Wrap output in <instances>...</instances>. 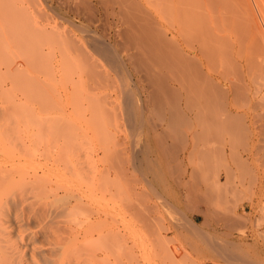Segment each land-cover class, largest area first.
Listing matches in <instances>:
<instances>
[{"label":"rangeland","instance_id":"rangeland-1","mask_svg":"<svg viewBox=\"0 0 264 264\" xmlns=\"http://www.w3.org/2000/svg\"><path fill=\"white\" fill-rule=\"evenodd\" d=\"M11 1H14V0H0V4L3 5L2 7L0 5V7H1V9H0V52H1L0 53V63L3 60L5 62H6V60L8 61L7 64L5 63V65L2 64V63H4V61L0 64V72H1L0 74H2V75H0V77L2 76L0 78V81L2 80L1 82L5 83L3 85H1L2 83H0V117H2L3 119L4 118L8 119V121L10 122V120H13V119H10L13 117V116L11 117V115L16 116L17 112L19 111L20 113L18 112V116H19L18 118L24 116L25 120H27L26 121L27 123H29L28 120H30L29 124L31 126H32L31 121H33L34 125L36 123H38L37 125H39L40 124L39 122H41V120L44 119V120H42V122H44L43 123L44 126L42 123H41L42 125H39L42 128L40 133L41 134L43 133L42 132L43 127H44V133L42 134L43 136L40 134H37L38 138L41 139V141H42L41 143H39L40 141L37 140L38 138L35 139L36 137H34L33 140H37L38 143L36 141L35 142L32 141L34 143H25V144L23 143L22 144L21 143L22 141H20L21 139L19 140V138H17L18 136L20 137L21 135L24 136V134H22V133H24V131H23L24 128H22L23 127L22 122L20 123V121L18 119V121L16 122L18 124H15L18 126V127L16 126L17 129H15L16 132L18 131L17 132L18 136H17V133L14 130H12V128H9V129H11L13 133L9 131L8 127L6 129L5 126L6 125L9 126V123H7L8 121L6 120L7 122L4 125L5 134L7 133L9 135L8 136H7V134L1 135L2 136L1 140L2 141L5 140V138H4V135H5V137L6 136L8 137V138L6 137L8 142L4 141L3 144L0 142V147H1L0 148V160H1L0 164L3 165L4 167L6 166L5 167L6 169H9V167H10V169H12V170H13V168L18 170V172L16 170H13V171L11 170L12 171V173H11L12 178L14 177L13 178L14 180L11 179V182L7 183L8 187L5 186V192H4L5 193V199L4 200H6V201H7V199L9 200L8 201V207L13 211L18 212L19 214H23V216H24V213H26V214L29 213V209H30V212H31V210L37 211V212L38 211L39 212H47V213L52 212V213L48 214L49 218H51V215L52 216L54 215L51 218L52 220L54 219V221H55L56 218H57V220H61L63 218L62 221L68 222V223L62 222L63 224L62 223L59 224V221H57V220L55 221L56 222L55 223L54 221L48 219L47 221H44L42 224H38V225L39 226L43 225L45 227H46V225H48L50 227V226H55L58 223L57 225H60V226H61V224H62V226L65 225L64 227L66 229L70 230V228H71L70 231H67L64 228V230L67 231V233L72 231L71 233L67 234L65 232V234H63L66 237H68L67 242L64 239H63L64 242H62L63 241L62 238L65 236H63L62 238L60 237V239H61L60 243L62 242L61 244L63 246H65V249H66L65 253L67 254L68 252L70 253V251H71L70 254L68 253V256L70 255V258L68 256L66 258L71 264H264V240H263L264 239L263 238L264 237V234H263V232H264V221H263L264 220V213L263 212L264 211L263 212L260 211V210H264L263 209L264 208V193L260 194L257 192V190L260 188L264 189V184H263L264 183V170H263L264 169L263 168L264 167V159H263L264 158V134H263V137H262V140L260 143L261 145L260 144L258 145L259 146L258 147L259 152L257 150L258 148L256 149L258 154L256 153V151H254V153L256 154V157H254V161L247 164L251 168L248 167L246 164H244V162L242 160L240 162H237V161L235 162L236 164H238L237 165L238 170H236V168H234L235 165L232 166V164H231V167H232L231 171L237 173V174L236 173L232 174V177L235 175V177L238 178L239 180L242 178L241 181H239L236 178H234V180L231 178L232 184L230 185V187L226 186L228 184V182L226 183V179L224 176L225 172H223V171L225 170V168L223 169V167H224L223 162L220 163V164H222L223 167L219 164V166L222 167V168L221 167L219 168L220 171L214 170L216 173H217V171H219L218 174L220 175L219 179H220L221 186L224 184L223 187H221L223 189L220 188V191L223 194L221 192H220L221 193L220 194L219 191H218L219 194L216 192V194H217V199H216L215 193H212V190L216 191V189H214L215 187L213 188V185L215 183L213 181V179H214L213 174H215V173H212L213 169L211 168V165H210L211 163L208 162L209 160L207 159V157L204 160L198 159V157L195 155L194 149L192 148V144L188 143V142H190V138L192 136V130H193L192 121L189 120L188 122H185V123L182 122L181 123V121L179 120V122L181 124L178 122L179 123V124L177 123L179 125L178 126L176 124V122L178 120L177 121L174 120L175 122L171 123V124H176L177 126L174 127L172 125L174 128H171V127L169 128L168 122L170 123V120L167 117H168V114L170 115V113L168 112L169 111L168 109L170 108V106L166 105L167 103H164L166 105V107L163 104H161V106L159 105V107L158 106L156 107L153 104L149 103L150 105L148 107V111L150 113L148 111L146 112V115H147L146 119L148 121L147 126L151 130V132H153L152 129L156 127L155 129H157L161 135V140L163 139L164 141H166L169 144L174 143L173 144L174 147H173V151H172L173 153H172V157L170 156V157L164 158L162 160H159V159L156 160L155 155H154V150L158 147L159 143L157 144L156 142L152 141L151 145H150V152H149L148 156L144 157V159L141 157V160L138 163V165H140V167L144 170L143 176L140 173H136L135 171H132L133 168H132V161L130 159L131 158L130 152L128 150H124V148L126 149V146H127V149L128 148L130 149V147H129L130 146V143H129V141H130V139H129L130 128L126 124L125 116L123 115V113H125L124 112L125 111L124 105L126 102L124 98H126V100H127L130 96L129 93H131V96H133V97L138 96V98L140 100H143V102H146L149 99L146 96V94L148 91H151V88L147 85V81L145 80L144 67H145V64H146V66H148V64L157 66V65H159L158 64L159 61L157 59V56L154 55L152 52L153 48H152V50L150 49L154 45L155 41L151 42V44H153V45L149 47L150 44H148V41L146 43V41L144 40L145 37L142 40L141 39H135V40L130 41L128 36L132 37V35H133L132 29H133V26L136 22L135 18L141 19L143 14L145 16V14L149 13L148 10H154V9H149L150 7H148V5H147L149 2L147 0H136V2H138V7L133 8V7H130V5H129L131 0H129V2H128V0L126 1L129 4L126 2L124 3L123 0H37V3H36V0L35 1H33V0H15L14 1L15 3L14 2L11 3ZM16 1H18V2H16ZM152 1H155L153 3L154 5L156 4V1H159L160 4L159 3H157V4H159V6H161L160 0H151L150 2H152ZM21 2H23V3L20 4ZM28 3H31L32 6H29L30 4H28ZM37 4H39V5H37ZM151 4H149V6ZM14 5L16 6V8H14ZM21 6L26 8L27 11H29L32 14V17L35 18L34 21H38L39 23H45V21H46L47 23L49 22L50 25H55L58 22V25H60V26L63 25L62 26L63 28H69L70 27L68 25V22H66L64 20H60L56 15H53V13L55 14L57 12H60V10H62V12H60V13L66 14L64 16L67 19L74 18L77 16L76 21L78 22V24L82 23L83 25L90 27L92 30H95L100 36H102V37L104 36L103 38H105L106 40L110 41L113 44V49L115 50V55L119 56L120 57L119 59L123 60L126 67L132 73V77H131L132 79L131 80L133 82H137V80L140 78L139 80L141 82H138L139 84L137 83V85H140V86H138V89L135 86H133V82L131 80H129V78L127 77V74H125V76H126L125 79L127 81V84L122 85L119 77L117 76L118 74L116 75L113 71H110V70H109L110 74L112 75L110 78L113 80V82H111L112 81L111 79H110L111 81L110 80L107 81L106 79L101 81L100 80L101 77L98 76L99 77L98 78V77H96V75L93 76L95 73L92 75L93 72L92 73L89 72L90 69H88V68L84 69L83 63L78 64L77 61L79 62L80 60L77 57H75L71 51H68V50H67V52L64 51L65 50L64 45L63 44L58 45V43L54 39H53L54 41L51 39L52 37H50V35L48 36V35L42 34V36L39 35L35 39L33 37L30 38L29 36H31V34H32V36L35 37V35H33V29H31L32 23H29V22H31V20H29V22H27V24H26L25 22H26V20L28 21L29 17H27L28 19L26 18V20H25V15H24L23 11H22V14L24 15V17L20 14L21 10H20V12L19 11L15 12ZM4 7H6V8H4ZM156 7H158V5H156ZM145 8H147V13H146ZM152 8H154V7H152ZM5 9H6V12L3 11ZM73 9H75V10H73ZM160 9H161V7H160ZM160 9H159V7L155 8L156 12L159 10L157 13L160 12ZM49 10L53 11V13ZM36 12L38 15L36 14ZM65 12H67V13H65ZM76 12L79 13V15H77ZM90 14H91V16H90ZM148 15H147V17H148ZM39 16L40 17L43 16L45 18H43V17L40 18ZM55 16H56V18H55ZM4 17H5V19H4ZM50 18L52 19V21L50 20ZM149 18L151 20L146 19V21H142L141 23H143V22H145V23L150 22L151 23L153 20H155L153 17H149ZM157 20H159V18H157ZM157 20H155V22H157ZM53 21H54V24H53ZM65 23H67V24H65ZM28 24L31 26V28L29 26H26ZM152 24H153V22H152ZM154 24H159V23L157 22ZM154 24H153V27H151V28L154 30V32H155V30H156V32H159L158 27L155 25L156 26V28H155ZM148 25H149V27L151 26V24H149V23H148ZM27 27H28V29L30 28L29 31L31 32V34H29L30 32L27 31ZM118 31L120 34L117 33ZM25 33H27L26 35L29 38H27L25 36ZM35 34H37V33H35ZM13 36H15V37H13ZM79 36L81 38L83 37L81 34L77 35L78 38H79ZM40 37L41 38L44 37V38L40 39ZM46 38H48V39H46ZM141 38H143V37H141ZM149 38L150 37H148V39L146 38V40H149V42L154 39L153 38L151 40V38L150 39ZM28 39H29V41H28ZM30 39H31V41H30ZM36 41L38 44L37 45L38 48H36V44H35ZM9 42L11 43L10 45H12L14 42H16V43H14L11 47L9 45ZM28 42H31L33 44L28 43ZM3 43H4V45H3ZM144 43H146L148 45H146ZM28 44H29V47H28ZM39 44H41V45H39ZM21 45L23 46L22 48L20 47ZM2 46H4V47H2ZM6 46H8V47H6ZM147 46L149 47V49L151 51L148 49ZM156 46H157V48L159 47L157 44H156ZM15 47H16V51H15ZM39 47L42 48V50ZM61 48L63 49V52H62L63 54L61 53V50H62ZM10 49L15 51L14 53L17 56V58L15 60L13 58L14 53ZM18 49H20V50H18ZM25 49H28V54H26ZM155 49H156V47H155ZM35 50H39V52L37 51L38 54L35 53L36 55H34ZM2 51L5 53V55H4V53H2ZM42 51L45 54L48 53L47 54L48 56L45 55ZM157 51H158V49H157ZM16 52H18V54ZM159 52H160V50H159ZM42 53H43V55H45V58H47V57L49 58V59L45 60V61H49V63L48 62H47V64H46V62L44 63V61H43L44 56L41 55ZM160 54L162 55V53H159V55H158L159 59L161 57ZM49 55H51V57ZM41 56H43V57H41ZM39 57L42 58V60L40 58L41 61L38 60ZM71 57L73 59H71ZM4 58H6V60ZM162 58H163V56H162ZM135 60H136V62H134ZM12 61H13V64H12ZM42 61H43L44 65L42 64ZM51 62H53L54 67L51 66ZM158 67H160V66H158ZM81 70L83 71V74H81V72H82ZM157 70H158V68H157ZM86 71L88 72V74ZM90 71H93V70H90ZM161 71L163 74L166 73V71L163 70L162 66H161ZM13 73H15V75L17 77L18 76L19 77L13 79V77L15 76ZM90 73H91V76H93L92 78L94 80L91 77H90L91 79H89ZM86 75L87 76L89 75V76L86 77ZM17 79H18V81L20 79L21 80L17 83ZM36 79L40 80V82L43 81V82H41L43 84H41L40 82L38 83V81H35ZM102 79H104V78H102ZM94 81L95 82L97 81L99 84L97 82L96 83L100 87H98L97 84L94 83ZM110 83H112L113 85ZM114 83H115V85H114ZM105 85H107V86H105ZM90 87L93 88V90ZM36 88L39 89L40 91L36 90ZM89 88H90V90H89ZM94 88L96 90H94ZM6 90H7V92H6ZM35 90L37 93L34 92ZM122 91L124 93H122ZM125 91H126V93H125ZM8 92L10 94H12L13 96L12 95L10 96V94ZM40 93H42V94H40ZM121 93L124 95L123 96L124 98L122 97ZM127 93L129 96H126ZM104 94H107V95L104 96ZM108 94H110V95H108ZM36 96H37V98H36ZM101 96H102V98L104 97V99H105V97H106V99H107V100L103 101V99L100 98L101 102L103 101L102 103L105 105L104 106L102 103H101L102 105L100 104L104 108L103 112H101L103 110V108L99 107L100 105L98 104V102H100L98 97H101ZM11 97H13V98H11ZM25 97H26V99H24ZM144 98H146V99H144ZM92 99H93V101H92ZM123 99L125 102L121 101ZM21 100H22V102L24 101L23 102L24 104L22 103L23 106H27V108H26L27 111H25L26 115L24 114V112L22 110V108H23L22 104H20V105L18 104L21 102ZM25 100H27V103L25 102ZM96 100H97V102H96ZM108 100L114 101L112 103V105H109V106L106 105ZM150 100H149V102H150ZM36 102L39 104L41 103L40 107L38 106L39 104L36 105ZM15 103L21 109L19 108L18 110H16L18 108V106H14ZM94 103L96 104V106L94 105ZM97 105H99V106L97 107ZM115 105H117L118 107ZM190 105H191V103H190ZM110 106H111V108H110ZM114 106H115V108H114ZM41 107H43V109ZM87 107L88 108L90 107V108L88 109ZM95 107H96V109H95ZM160 107H163V108L165 107L162 110L163 112H161ZM112 108L118 109L117 112H113ZM152 108L153 109L158 108L160 111L159 110L153 111ZM23 109H25V108H23ZM38 109H40V110H38ZM58 110H60V111H58ZM95 110H96V112H95ZM33 111L35 113H33ZM99 111H100V113H99ZM157 111H159V112H157ZM118 112H119V114H121L120 115L121 117L117 116L116 113H118ZM114 114H116V117L115 116L113 117ZM20 115H22V116H20ZM88 115L89 116L92 115V116L89 117ZM98 115H100V116H98ZM33 116H38L39 119L37 122L34 121ZM105 116H106V118H105ZM118 117L121 119H119ZM34 118H36L35 120H37V117H34ZM92 118L94 121L92 120ZM109 118H111V119H109ZM56 119H57V121H56ZM72 119H74V121ZM106 119L109 122L112 121L115 126L112 123L110 124ZM91 121H93V122H91ZM96 121L98 123L97 125L95 123ZM116 121H117V124H115ZM13 122H14V120H13ZM60 123L62 124V126L60 125ZM69 124H70V126H69ZM12 125H11V127H12ZM15 125H14L13 129L16 128ZM37 125H35V126H37ZM117 125H119L118 128H117ZM121 125H123V126H121ZM236 125H238V124H236ZM31 126H30L31 131H33L34 133H35V131H37V133H39L38 128L34 129L35 127L31 128ZM39 126H37V127H39ZM63 126H64V130L63 129L61 130V128H63ZM166 126H168V128ZM94 127H95V129H93ZM237 127L239 128V125L236 126L235 128H237ZM19 128H20V131L18 130ZM175 128H176V131H175ZM241 128H243V127L241 126L239 128L240 132L237 129L236 130L234 129L235 131H238V133L234 132V134H239V135H232L233 134L232 132L234 131L233 129H232L233 131L230 130V131H232V132H230L231 133L230 134L229 133L230 128H226V130L228 129V131H227L229 133L228 134V133H224V132H226L225 128L223 130H221L222 126L220 129L218 128L220 130L219 132H222V134L224 133L222 136H224L225 134L228 136L230 135L229 136V139H230V137L232 135L231 141L228 139V137L226 135H225V137H221V135H220L221 133H219L218 136L220 135L219 138L224 139V140L221 139V140H223V142L225 141L224 143H227L228 142L227 140H229L230 144L232 143L234 145L233 146L231 144L232 145V151L234 152V154H235V152H237V153H239L240 156L242 155V157L244 159L247 157L246 153H247L248 146H246V139H244L246 137H242L240 134V133H243V132H241ZM101 129L103 130V132L107 133L106 137L103 136L106 134L101 132L100 131ZM122 129L124 130V132ZM21 130L23 131L22 133H21ZM91 130H93V131H91ZM113 130H114V132H113ZM115 130H116V133H115ZM119 130H120V133H119ZM98 131L100 133H98ZM242 131H244V130L242 129ZM95 132H96V134H95ZM14 133H16V134H14ZM71 133H72V135H71ZM112 133H114V134L112 135ZM206 133L208 134L206 136L209 138L210 134L208 133V131ZM76 135L79 138H77ZM94 136L96 138H94ZM101 136L105 137L104 138L105 140H103V138ZM108 136L115 141H116V139H119V140H117V142H119V143L117 144V142H116L114 144V143L110 142L113 140L108 138ZM203 136H205V134ZM206 136L203 137V140H204V138H206L204 145L207 142H209V140H211V139H208ZM210 136H212V135H210ZM98 137H100V138H98ZM22 138H24V137H22ZM122 139L124 142L122 141ZM220 139H217V141ZM43 141H45L46 144L43 143ZM73 141H74V143L77 142L76 147L78 146V148H76V147H74V148H76L77 150L80 148L79 151L73 149V150H75V152H72L70 147L73 146V144H72ZM100 141H101V143L103 141L104 142L108 141L109 143L103 142L102 144L100 143V145H98V142H100ZM115 141H113V142H115ZM125 142H126V144H123ZM70 143L72 144V146ZM10 144H11V146L12 145H14V146L11 147ZM21 144H22V146H20ZM40 144H42V145H40ZM87 144H89V145H87ZM105 144H107L108 146L107 145L105 146ZM112 144H114V146L116 148ZM218 144H219V142H218ZM221 144H222V142L219 144V149H220V147H223V145H224V144H222V145ZM3 145H5V146H3ZM122 145H124L125 147H123ZM17 146H18V148H17ZM25 146L28 148H26ZM35 146L39 147L40 149L39 148L31 149L33 147L35 148ZM5 147H8V148L6 149ZM209 147H210L209 144L207 147L206 146L203 147L204 148L203 149V158L207 155L210 156L211 153L206 154V152L210 151V149L208 150ZM118 148H120V149H118ZM43 149H44V153L42 152ZM103 149L105 151H107V150H109V151L105 152ZM38 150H39V152H38ZM70 150H71V152H69ZM120 150H121V152L119 154H117ZM204 150H206V152H204ZM234 150H236V151H234ZM245 150H246V152H245ZM103 152L105 154H103ZM193 152H194V154H193ZM70 153H72V154H70ZM167 153H169V152H167ZM204 153H205V155H204ZM73 154H75V156ZM90 154H91V156H90ZM30 155L32 157H30ZM104 155H106V156L104 157ZM117 155H119V156H117ZM164 155H166V154L164 153ZM110 156L112 157L111 160H110V158H111ZM118 157L119 158L121 157L120 159L122 161L120 159H118ZM239 157H238V160H239ZM258 157L260 158V160H257ZM124 158H126V159H124ZM60 159L62 160L61 163H60ZM79 159H82V160H79ZM197 159L200 160V161H198V163H196ZM55 160H56V162H55ZM112 160L114 161V163L116 162L115 165H113ZM206 160H208L207 161L208 163L206 162ZM110 161L112 162V164ZM63 162H66V166H65V164H62ZM199 162L202 165H199ZM262 162H263V164H261ZM3 163H5V165ZM37 163L41 165L40 169H41V171H44L43 173L40 171V169L35 170V168L39 167V165ZM77 163L80 164V166L77 165ZM73 164L75 165V167ZM108 164H109V166H108ZM19 165L21 167H19ZM34 165H36V166L34 167ZM37 165H38V167H37ZM68 165L70 167L73 165L72 166L74 168L73 171L76 173H74L71 170L72 168L69 169L70 167ZM243 165L247 166L248 168L246 167V169H245V166H243ZM49 166H51V167H49ZM66 167L67 168L69 167L68 169L70 171L68 169H66ZM82 167L84 168V170L82 169ZM107 167H109V168L111 167L110 168L111 170L110 169L108 170ZM242 167H244V169ZM33 168H34V170H33ZM239 168H241V169H239ZM19 169H20V171H19ZM211 169H212V171H211ZM47 170L50 174L47 172ZM75 170H77V171H75ZM82 170L85 172L83 173ZM96 170H97V172L99 170L98 174H97ZM103 170H104V172H103ZM221 170H222V172H221ZM244 170H247V171L251 170L250 172L252 173L251 175L253 176V178L250 175L249 171H248L249 172L248 174H242L241 172H243ZM14 171H16V172H14ZM32 171H33V175L35 174V177L32 175ZM66 171H67V173H66ZM71 171L73 172V174ZM14 173H16V174H14ZM243 173H245V172H243ZM41 174H42V176H44V178L41 177ZM74 174H75V176H73ZM118 174L120 176H122L123 178L120 177ZM123 174L124 175L127 174V175H125L126 178ZM241 174L244 176L242 177ZM26 175L29 177H26ZM36 175H37V177L40 175L41 179H43V180H45V179L47 180L46 177H48V178H50L48 181L51 180L50 182H53L54 179H55V181L53 183H50L48 181L42 182L41 179L36 178ZM45 175H46V177H45ZM107 175H108V177H107ZM237 175H239L240 178ZM248 175L250 178H248ZM58 176H60V177L58 178ZM78 176H79V179H78ZM95 176H96V178H95ZM33 177L36 178L37 180H40L42 185L44 183L47 184V185L45 184L46 185L45 192L43 189H42L43 191L40 189H36L37 185H39L36 183H40V181L37 182V180L35 179L36 180V183H35ZM61 177L62 178L66 177L64 182H62V180H64V178L62 179ZM110 177H111V180H110ZM113 177L115 178V180ZM56 178H57V180H56ZM71 178H73V179H71ZM80 178H81V180H80ZM108 178H109V180H107ZM120 178H121V180H120ZM17 179H20V180H17ZM58 179H59V181H58ZM67 179H69L71 181H69ZM249 179H250V181H248ZM12 180H13V182H12ZM222 180H224V181H222ZM252 180H254L253 184L255 186L254 185L252 186V184H251L253 182ZM31 181H32V184H31ZM33 181H34V183H33ZM66 181L68 183L67 186L68 187L70 186V188L67 187L68 190L65 189L66 188L65 187ZM17 182H18V184H17ZM70 182L71 183L73 182V183L70 184ZM48 183H50V185ZM54 183H57V184H54ZM106 183L108 184V186ZM210 183H211L212 188H209ZM248 183H249V185L251 184L252 187L249 186ZM33 184H36V186L35 185L33 186ZM51 184H54V185H51ZM60 184L64 185V186H61L62 187L61 190L59 188ZM74 184H75V186H74ZM80 184H81V186H80ZM88 184H90L89 185L90 187L88 186ZM118 184H119V186H118ZM233 184L237 185L236 186L237 188L235 186H232ZM42 185H39V186H41L40 188L44 187V185L43 186ZM84 185H87V187L89 189L93 186L92 187L93 189L91 188L89 190L87 188V190H88L87 191L86 187ZM112 185H114L115 187ZM55 186H57V187H55ZM79 186H80V188H79ZM231 186L233 189H231ZM94 187H95V189H94ZM51 188H52V190L54 188H58L61 192L58 189H57V192L55 190H53L52 193L48 192L49 191L48 190L47 193H49V195H46L47 194L46 189H51ZM110 188H111V193L107 191V189L110 190ZM114 188H117V189L114 190ZM228 188H230L231 191L230 190L227 191ZM244 188H245V190H244ZM63 189H64V191H63ZM70 189L72 190V193H74L75 196H77V195L82 196V204L84 207L83 210L85 212H83V210H82L83 207L80 209V211H77V210H79V208L77 209V206L78 205L82 206V205L75 202L76 197H74L72 195V193H70L71 192ZM8 190H10L11 192H9ZM69 190H70V192H68ZM78 190L79 191L81 190V192H79ZM84 190H86V191H84ZM232 190H233V192H232ZM236 190L238 192L234 193V191H236ZM40 191H42V193ZM54 191L58 194H56ZM89 191H90V193H89ZM91 191H92V193H91ZM215 191H213V192H215ZM241 192H242V194H241ZM53 193H55V194H53ZM69 193L72 195L71 197H70ZM75 193H77V195ZM114 193H115V195H114ZM61 194L64 195V197H61L62 196ZM66 194H68V195H66ZM232 194H234V195H232ZM57 195H58V197H57ZM157 195H158V197H157ZM233 196H235V197H233ZM68 197H70L71 201H69L70 199ZM72 197H74V199ZM85 197H86V199H85ZM212 197L213 198L215 197L214 198L215 200H212L213 199ZM237 197L238 198L240 197V199H238ZM63 198H66V199L64 200ZM223 198H225V199H223ZM17 199H19V200L21 199V202L24 204H22ZM58 199H61V200H58ZM237 199L239 201L238 203H237ZM12 200H14V201H12ZM65 201L67 202V204L66 203L64 204ZM68 201L70 203H68ZM215 201L217 202V204ZM221 201L222 202L224 201V202L222 203ZM211 202H214V203L212 204ZM230 202L232 204H234L236 202L235 203L236 205L234 204L232 206V204ZM250 202H251V204H250ZM72 204H75V205L78 204V205L75 206ZM228 204H230V205L228 206ZM211 205H213V206H211ZM59 206H60V208H59ZM217 206H219V207H217ZM226 206L228 207V209H226ZM234 206H236L237 208ZM65 207H67L68 209ZM222 207H224V209ZM260 207H262V208H260ZM24 208H26L28 212L26 211V209H25V211H23ZM216 208H217V210H216ZM258 208H260V209H258ZM61 209H63V210H61ZM55 210H57V211H55ZM215 210L217 212H215ZM228 210H230V211H228ZM58 211H60L61 213L58 214ZM212 212L214 214H212ZM218 212L219 213L221 212V214L218 215L219 214ZM247 212H249V215ZM216 213H218V214H216ZM215 214H216V216H215ZM224 214H225V216H224ZM234 214H235V216H234ZM231 215H233V217ZM63 216H65V217H63ZM239 216H241V217H239ZM262 216H263V218H262ZM225 217H227L226 218L227 220L225 219ZM231 217L233 218L232 221H234V222L236 221L235 222L236 227L231 226L234 230L230 229L231 228L230 225H229L230 228L227 227L228 226L227 223H231V222H229V221H231L229 219H232ZM234 217H236V218L234 219ZM250 218H252V219H250ZM193 219L195 220V222L193 221ZM245 219H249V221L248 220L246 221ZM222 220H223V222H222ZM257 221H259V222L257 223ZM234 222H233V224H234ZM261 222H263V223H261ZM35 224L32 221H30V223L27 224L29 227L28 226H26V227L33 228ZM242 224H245V225H242ZM238 225H239V227H238ZM254 225H256V226H254ZM215 227H216V229H215ZM260 232H262V233H260ZM70 234H72V236ZM258 234H260V235H258ZM210 238L214 239L213 241H215V242H213V244L217 243L220 246V248L222 250V254H220V256L215 254L216 251L214 248H212V245H211L212 239H210ZM70 241H71V243L72 242L73 243L71 244ZM210 242H211V244H210ZM219 242H220V244H219ZM65 244L67 246H69L71 244L72 247L69 246L70 248L68 249ZM223 247H225V249H228V250H225ZM213 249H214V251L212 252ZM231 252H233V253H231ZM228 253L230 255L233 254L232 257H235L233 259L230 257L233 261L232 260L228 261L225 259L224 255L228 254ZM67 260H65V258H64L65 262H63V263L67 264L66 263Z\"/></svg>","mask_w":264,"mask_h":264},{"label":"bare ground","instance_id":"bare-ground-1","mask_svg":"<svg viewBox=\"0 0 264 264\" xmlns=\"http://www.w3.org/2000/svg\"><path fill=\"white\" fill-rule=\"evenodd\" d=\"M15 1V0H14ZM14 1H11V3H13ZM35 1V0H33ZM127 0H123V2L125 3ZM149 3L147 4L148 7H150L149 9H154L155 8H158L160 9V12L157 13L156 10H148L149 11V15L148 14H144L142 15V18L141 19H138V18H135L136 19V22L133 26V29H132V37H129V40H135V39H144L145 37V41L147 43L148 41V44L149 47L152 46L153 44H151V42L155 41L154 42V47L152 46L150 49L152 50L153 54L157 56V59L158 61V64L157 66L155 65H151V64H148V66H146L145 64V67H144V70H145V80L147 81V85L151 88V91H148L146 96L149 98L146 102H143V100H140L138 98V96H131V93L130 96L127 95L126 96H129V98L126 100V98H124L123 94L124 93L122 91V97L125 99L121 100V101H124L125 102V113H123V115L125 116V122L126 124L128 125V127L130 128V134H129V143H130V149L128 148L127 149V146H126V149L124 148V150H128L130 152V155H131V161H132V168L133 170L132 171H135L136 173H140L142 176L144 174V170L140 167V165H138V163L140 162L141 160V157L144 159V157H147L149 152H150V145H151V142L154 141L156 142L157 144L159 143L158 147L154 150V155H155V159L156 160H162L164 158H168V157H172V151H173V147H174V143H167L166 141H164L163 139L161 140V135L160 133L158 132L157 129L153 128L151 132V130L148 128V121L146 119V112L148 111V107H149V103L153 104L154 106H158L159 105L161 106V104H163L165 107L166 105H169L170 108L168 109L170 115L168 114V119L170 120V123L168 122V126L169 128H174L176 127L180 122L179 120L182 122H188L189 120L192 121V124H193V130H192V136L190 138V142L188 143H191L192 144V148L194 149L195 151V155L198 157V159H201V160H204L206 157L207 159L209 160H206V162H210L211 164V168L213 169V171L215 170H219V168L222 166V164H220L221 162H223V169L225 168V170L223 172H225V179H226V183L228 182V184L226 186H229L232 184V179L234 180L235 175L232 177V174L236 173V172H233L231 171V164L232 166L235 165L234 168H236V170H238L237 168V165L235 162H240L241 160L244 162V164H249L250 162H253L254 161V157H256V154L254 153V151H256V153L258 154L259 152V144L261 143V140H262V137H263V134H264V0H160L161 1V6H159V1H156V4L154 5L153 3L155 1H152L150 2L149 0H147ZM18 2V1H16ZM20 2V1H19ZM30 2V1H29ZM32 2V1H31ZM129 2V0H128ZM126 2V3H128ZM15 3V2H14ZM23 2H21L20 4H22ZM27 3V2H26ZM36 3H37V0H36ZM152 3V4H151ZM159 3V4H157ZM30 4L29 6H32L31 3H28ZM78 4V3H77ZM129 4V3H128ZM149 4H151L149 6ZM1 7L3 6L2 4H0ZM13 5V4H12ZM16 5V4H15ZM14 5V8H16V6ZM39 5V4H37ZM67 5V4H66ZM130 7H133V8H136L138 7V2H136V0H131L130 1ZM146 5V6H147ZM156 5H158V7H156ZM50 6V5H49ZM48 6V7H49ZM71 6V5H70ZM154 8H152V7ZM0 7V9H1ZM6 8V7H4ZM3 8V9H4ZM34 8V7H33ZM71 8V7H70ZM74 8V7H73ZM76 8V7H75ZM50 9V8H49ZM72 9V8H71ZM79 9V8H78ZM146 9V13H147V8ZM16 10V9H15ZM21 10V12H20ZM40 10V9H39ZM75 10V9H73ZM81 10V9H80ZM84 10V9H83ZM6 12V9L3 10ZM2 11V12H3ZM19 11L20 14L24 17L25 15V20L27 17H29L28 21L26 20V24L27 22H29V20H31V22L29 23H32V28L31 26L28 24L26 26H29L31 29H33V35L31 34V32L29 31L30 28L28 29L27 27V31L30 32L29 34H31V36H29L30 38L33 37L34 39L37 38L39 35L42 36V34L44 35H50V37H52L51 39L55 40L58 45L60 44H63L64 45V51L67 52L68 51H71L75 57H77L80 61L77 63L78 64H82L83 63V67L84 69L85 68H88L90 70H93V71H90L89 72H93L92 75L96 77H101L100 80L103 81V80H107L109 81L111 78V74H110V71H113L120 79L122 85L123 84H127V81H126V76L125 74H127V77L129 78V80H131L132 78V73L130 72V70L126 67L125 63L123 62L122 59H119L120 57L115 55V50L113 49V44L106 40L105 38H103L102 36H100L95 30H92L90 27H87L85 25H83L82 23L81 24H78V22L76 21V17L74 18H70V19H67L64 15L66 14H62L60 12H62V10H60V12H57V13H53V11H51L53 13V15H56L60 20H64L66 22H68V25L70 26L69 28H63L62 26L63 25H58V22L57 24L55 25H50L49 22L47 23L45 21V23H39L38 21H34V17H32V14L27 11L26 8L24 7H20L19 9H17L15 12ZM22 11L24 13V15L22 14ZM96 11V10H95ZM94 11V12H95ZM4 12V13H5ZM71 12V11H70ZM8 13V12H7ZM6 13V14H7ZM46 13V12H45ZM44 13V14H45ZM67 13V12H65ZM37 14V12H36ZM77 15H79V13L76 12ZM82 14V13H81ZM96 14V13H95ZM34 15V14H33ZM38 15V14H37ZM88 15V14H87ZM93 15V14H92ZM148 15V17H147ZM151 15V16H150ZM5 16V15H4ZM8 16V15H7ZM36 16V15H35ZM50 16V15H49ZM55 16V18H56ZM68 16V15H67ZM91 16V14H90ZM31 17V18H30ZM40 17V16H39ZM43 17V16H41ZM40 17V18H41ZM149 17H153L155 20H157V18H159V20H157V22L159 24H154V23H157L155 22V20H153V24H154V27L156 28V26L158 27V31L159 32H154V30L151 28L153 27V24L152 22H148L149 24H151V26L149 27L148 23H141L142 21H146V19H150ZM45 18V17H43ZM53 18V17H52ZM57 18V19H58ZM79 18V17H78ZM83 18V17H82ZM5 19V17H4ZM50 20L52 21V19L50 18ZM151 20V19H150ZM149 20V21H150ZM148 21V20H147ZM90 23V22H89ZM93 23V22H92ZM53 24H54V21H53ZM67 24V23H65ZM94 24V23H93ZM156 25V26H155ZM27 32V33H28ZM37 34H35V33ZM27 33H25V36L27 37ZM119 33V31L117 32ZM158 33V34H157ZM78 34H81L83 37L81 38L79 36V38L77 37ZM120 34V33H119ZM155 36V37H154ZM157 36V37H156ZM15 37V36H13ZM27 37V38H29ZM45 37V36H44ZM42 37V38H44ZM143 37V38H141ZM148 37L151 38V40L154 38H156L155 40L153 39L152 41L149 42V40H146V38L148 39ZM12 38V37H11ZM32 38V39H33ZM40 37V39H42ZM127 38V39H128ZM149 38V39H150ZM13 39V38H12ZM17 39V38H16ZM48 39V38H46ZM50 39V40H51ZM14 40V39H13ZM37 40V39H36ZM49 40V41H50ZM53 40V41H54ZM128 40V41H129ZM143 40V41H144ZM8 41V40H7ZM16 41V40H15ZM29 41V39H28ZM31 41V39H30ZM34 41V40H33ZM17 42V41H16ZM14 42V43H16ZM19 42V41H18ZM8 43V42H7ZM6 43V44H7ZM13 43V44H14ZM20 43V42H19ZM28 43H31V42H28ZM54 43V42H53ZM56 43V44H57ZM144 43V44H146ZM159 46L157 48L156 44ZM11 43L9 42V45ZM12 44V45H13ZM33 44V43H31ZM36 44V48H38V44H37V41L35 42ZM34 44V45H35ZM146 44V45H148ZM4 45V43H3ZM8 45V44H7ZM12 45H10L12 47ZM18 45V44H17ZM41 45V44H39ZM16 46V45H15ZM62 46V45H61ZM4 47V46H2ZM8 47V46H6ZM21 48L23 47L22 45L20 46ZM28 47H29V44H28ZM148 47V46H147ZM148 47V49H149ZM156 47V49H155ZM14 48V47H13ZM19 48V47H18ZM40 48V47H39ZM6 49V48H5ZM42 50V48H40ZM39 49V50H40ZM62 49V48H61ZM60 49V50H61ZM149 49V50H150ZM158 49V51H157ZM13 53L16 51V47H15V51L10 49ZM20 50V49H18ZM17 50V51H18ZM24 50V49H23ZM39 50H35L34 51V55L38 54ZM147 50V49H146ZM148 50V51H149ZM150 50V51H151ZM160 50V52H159ZM4 51V50H3ZM2 51V53H4ZM26 51V54H28V49H25ZM38 51V52H37ZM155 51V52H154ZM19 52V51H18ZM18 52H16L18 54ZM43 52V51H42ZM63 52V49L61 50V53ZM151 52V53H152ZM162 53L160 59H159V53ZM1 53V52H0ZM31 53V52H30ZM29 53V54H30ZM36 53V54H35ZM44 53V52H43ZM43 53L41 55H43ZM156 53V54H155ZM32 54V53H31ZM45 54V53H44ZM48 54V53H47ZM45 54V55H47ZM63 54V53H62ZM152 54V55H153ZM5 55V53H4ZM13 58L14 60L17 58V56L15 55V53L13 54ZM40 55V54H39ZM45 55L41 56L43 57V61L44 63L47 62L49 63V61H45L47 59H49L47 56V58H45ZM54 55V54H53ZM16 56V57H15ZM31 56V55H30ZM33 56V55H32ZM38 56V55H37ZM51 57V55H49ZM73 56V55H72ZM163 56V58H162ZM36 57V56H35ZM39 57L38 60L41 61L42 58ZM41 58V60H40ZM62 58V57H61ZM162 58V59H161ZM6 60V58H4ZM63 59V58H62ZM61 59V60H62ZM71 59H73L71 57ZM76 60V59H75ZM4 61V60H3ZM2 61V62H3ZM17 61V60H16ZM42 61V64L44 65ZM1 62V63H2ZM7 60L6 62L4 61V64L5 63L7 64ZM57 62V61H56ZM136 62V60L134 61ZM0 63V64H1ZM12 64H13V61H12ZM60 64V63H59ZM108 66H107V65ZM7 66V65H6ZM50 66V65H49ZM51 66L54 67V64L53 62H51ZM81 66V65H80ZM107 66V67H106ZM160 66V67H158ZM161 66L163 68L164 71H166L165 74L162 73L161 71ZM15 68V67H14ZM13 68V69H14ZM158 68V70H157ZM46 69V68H45ZM110 70V71H109ZM48 71V70H47ZM82 71V70H81ZM51 72V71H50ZM87 72V71H86ZM1 73V72H0ZM19 73V72H18ZM91 73L88 75L89 76V79H91L93 76H91ZM168 73V74H167ZM15 75V73H13ZM81 74H83V71L81 72ZM88 74V72H87ZM98 74V75H97ZM2 75V74H0ZM13 75V76H14ZM12 76V75H11ZM86 75V77H88ZM2 77V76H1ZM0 77V78H1ZM19 77V76H18ZM16 75L13 77L14 78H18ZM91 77V78H90ZM98 77V78H99ZM21 78V77H20ZM95 78V77H94ZM104 78V79H102ZM93 79V78H92ZM140 79V78H139ZM137 80V82H133V86H135L137 89H138V86L140 85H137L138 82H141L140 80ZM16 80V79H15ZM21 80V79H20ZM19 80V81H20ZM94 80V79H93ZM96 80V79H95ZM99 80V79H98ZM112 80V79H111ZM110 80V81H111ZM2 81V80H1ZM2 83L1 85L5 84L4 82H1ZM18 79H17V83L19 82ZM35 81H38V83L40 82V80L36 79ZM89 81V80H88ZM100 81V82H101ZM43 82V81H41ZM40 82V83H41ZM97 82V81H96ZM95 81L94 83L97 84ZM113 82V80L111 81ZM130 82V81H129ZM91 83V82H90ZM37 84V83H36ZM43 84V83H41ZM99 84V83H98ZM97 84L98 87H100L99 85ZM103 84V83H102ZM112 84V83H110ZM139 84V83H138ZM104 85V84H103ZM113 85V84H112ZM115 85V83H114ZM38 86V85H37ZM107 86V85H105ZM109 86V85H108ZM39 87V86H38ZM96 87V86H95ZM115 87V86H114ZM44 88V87H43ZM42 88V89H43ZM91 88V87H90ZM89 88V90H90ZM93 90V88H91ZM100 89V88H99ZM103 89V88H102ZM36 90L40 91L39 89L36 88ZM36 90L34 92H36ZM88 90V91H89ZM94 90H96L94 88ZM121 90V89H120ZM9 91V90H8ZM42 91V90H41ZM128 91V90H127ZM141 91V90H140ZM139 91V92H140ZM7 92V90H6ZM10 92V91H9ZM8 92V93H9ZM7 93V94H8ZM37 93V92H36ZM39 93V92H38ZM87 93V92H86ZM91 93V92H90ZM102 93V92H101ZM106 93V92H105ZM126 93V91H125ZM10 94V93H9ZM8 94V95H9ZM42 94V93H40ZM89 94V93H88ZM12 94H10L11 96ZM107 94H104V96H106ZM110 95V94H108ZM13 96V95H12ZM35 96V95H34ZM94 96V95H93ZM100 96V95H99ZM13 98V97H11ZM10 98V99H11ZM37 98V96H36ZM42 98V97H41ZM96 98V97H95ZM100 102H98V104L100 105L104 100H107L106 97L104 99V97L102 98L101 97H98ZM103 99V101L101 102V99ZM119 98V97H118ZM177 100H176V99ZM26 99V97L24 98ZM90 99V98H89ZM97 99V98H96ZM146 99V98H144ZM151 99V100H150ZM91 100V99H90ZM114 100V99H113ZM150 100V102H149ZM93 101V99H92ZM95 101V100H94ZM109 101V100H108ZM107 101V104L106 105H112V103L114 101ZM177 101V102H176ZM14 102V101H13ZM24 102V101H23ZM22 100L20 103H18L19 105L23 103ZM25 102L27 103V100H25ZM40 102V101H39ZM97 102V100H96ZM95 102V103H96ZM94 103V105L96 106V104ZM105 103V102H104ZM123 103V102H122ZM164 103H167L166 105ZM191 103V105H190ZM24 104V103H23ZM22 104V107L25 108L23 110L24 114L26 115L25 111H27V106H23ZM39 103L36 102V105H38ZM41 104V103H40ZM40 104L38 105L40 107ZM103 104V103H102ZM101 104V105H102ZM189 104V105H188ZM14 105V104H13ZM97 105V107L99 106ZM99 106V107H102L103 106ZM104 105V104H103ZM162 105V106H163ZM14 106H18L15 105ZM91 106V105H90ZM105 106V105H104ZM117 106V105H115ZM114 106V108H115ZM123 106V105H122ZM60 107V106H59ZM107 107V106H106ZM113 107V106H112ZM118 107V106H117ZM116 107V108H117ZM164 107V108H165ZM20 107L18 106V108L16 110H18ZM35 108V107H34ZM43 109V107H41ZM61 108V107H60ZM59 108V109H60ZM88 108V107H87ZM86 108V109H87ZM90 108V107H89ZM88 108V109H89ZM93 108V107H92ZM101 108V109H102ZM109 108V107H108ZM111 108V106H110ZM162 108V109H161ZM163 107H160V110L161 112H163L162 110L164 109ZM172 108V109H171ZM21 109V108H20ZM96 109V107H95ZM113 109V108H112ZM171 109V110H170ZM36 110V109H35ZM40 110V109H38ZM94 110V109H93ZM99 110V109H98ZM116 110V111H115ZM118 109H113V112H117ZM152 110H159L158 108L157 109H153ZM151 110V111H152ZM159 110V111H160ZM21 111V110H20ZM60 111V110H58ZM104 111V108L101 112ZM157 111V112H159ZM19 112V111H18ZM18 112H17V115H11L12 118L10 119H13V120H10V122L8 121V119H3L2 117H0V142L3 144L4 141H7L6 137L9 135L7 134V136L5 137V127L7 129L9 128H12V130L15 131V129H17V125L15 124H18L16 123L19 119L20 123L22 122L23 124V127L24 128V133H22L23 131L21 130V133L24 134V138H21L18 136V131L16 132L17 133V138H19L20 141H22L21 143L25 144V143H34L35 141L38 143V141H40L39 143H41V139L38 138V135L37 134H40L42 135L44 133V127H43V133L41 134V126L39 125H42L44 122H42V120L44 119H40L41 122H39L40 124L37 125L38 123H36L35 125L39 126H35L33 121H31L32 123V126L29 124L30 123V120H28L29 123H27L24 118V116L18 118ZM43 112V111H42ZM62 112V111H61ZM84 112V111H83ZM94 112V111H93ZM96 112V110H95ZM149 112V111H148ZM20 113V112H19ZM33 113H35L33 111ZM100 113V111H99ZM107 113V112H106ZM112 113V112H111ZM150 113V112H149ZM44 114V113H43ZM95 114V113H94ZM103 114V113H102ZM105 114V113H104ZM108 114V113H107ZM117 116L121 117L118 113H116ZM116 114L113 115V117L115 116L116 117ZM93 115V114H92ZM90 115V116H92ZM101 115V114H100ZM98 115V116H100ZM15 116V117H14ZM77 116V115H76ZM89 116V115H88ZM89 116V117H90ZM94 116V115H93ZM104 116V115H103ZM17 117V118H16ZM26 117V116H25ZM34 117H37V120H35L36 118ZM55 117V116H54ZM97 117V116H96ZM118 117V118H119ZM149 117V116H148ZM147 117V118H148ZM176 117V118H175ZM7 118V117H6ZM15 118V119H14ZM61 118V117H60ZM72 118V117H71ZM106 118V116H105ZM124 118V117H123ZM179 118V119H178ZM33 119L35 122L38 121V116H33ZM101 119V118H100ZM111 119V118H109ZM121 119V118H119ZM8 122H7V121ZM59 120V119H58ZM61 120V119H60ZM64 120V119H63ZM74 121V119H72ZM91 120V119H90ZM93 120V118H92ZM107 120V119H106ZM176 124H171V123H174L175 121ZM57 121V119H56ZM94 121V120H93ZM91 121V122H93ZM108 121V120H107ZM106 121V122H107ZM122 121V120H121ZM7 123H9V126L6 125L4 127V125ZM77 122V121H76ZM109 122V121H108ZM107 122V123H108ZM124 122V123H125ZM14 123V124H13ZM42 123V124H41ZM70 123V122H69ZM73 123V122H72ZM78 123V122H77ZM90 123V122H89ZM96 125L98 124L97 121L95 122ZM110 124L113 122H109ZM180 123V124H181ZM183 123V124H184ZM206 123V124H205ZM13 124V125H12ZM100 124V123H99ZM109 124V125H110ZM117 124V121L116 123ZM119 124V123H118ZM188 124V123H187ZM238 124L239 125V128L242 126L243 128H241V132L243 133H240L242 137H246L244 139H246V146H248L247 148V153H246V158L243 159L242 155L240 156L239 153L234 152L232 151V145L230 144L229 140L231 141V137L232 135H239V134H234V132L238 133V131L240 130L238 127L235 128L236 125ZM12 125V127H11ZM14 128L13 129V127ZM31 128L32 127H35L34 129L38 128V131L39 133H37V131H35V133L33 131H31L30 129V126ZM60 125L62 126V124L60 123ZM73 125V124H72ZM92 125V124H91ZM90 125V126H91ZM114 125V124H113ZM120 125V124H119ZM117 125V128L118 126ZM171 125V126H170ZM174 127H173V126ZM236 125V126H235ZM241 125V126H240ZM44 126V124H43ZM66 126V125H65ZM70 126V124H69ZM68 126V127H69ZM93 126V125H92ZM102 126V125H101ZM115 126V125H114ZM113 126V127H114ZM123 126V125H121ZM168 126H166L168 128ZM179 126V125H178ZM192 126V125H191ZM222 126V129L223 130L225 128H230L229 129V133L232 132L234 129L238 130V131H233L230 139H229V136L226 135L228 137L229 140H227L228 142L227 143H224L223 140H221L219 137L221 135V137H225L222 136L224 133H228V129L226 130V132H224L222 134V132H219L220 128ZM76 127V126H75ZM79 127V126H78ZM111 127V126H110ZM112 127V128H113ZM66 128V127H65ZM89 128V127H88ZM100 128V127H99ZM125 128V127H124ZM128 128V129H129ZM178 128V127H177ZM219 128V129H218ZM40 129V130H39ZM64 130V126L63 128H61V130ZM87 129V128H86ZM95 129V127L93 128ZM98 129V128H97ZM96 129V130H97ZM114 129V128H113ZM127 129V130H128ZM233 129V130H232ZM242 129L244 131H242ZM11 129H9L10 132H12ZM20 131V128L18 129ZM77 130V129H76ZM121 130V129H120ZM120 130H119V133H120ZM123 130V129H122ZM165 130V129H164ZM232 130V131H230ZM75 131V130H74ZM93 131V130H91ZM101 132H103V130L101 129L100 130ZM175 131H176V128H175ZM208 131V133L212 136L209 135V138L206 136L208 135L206 132ZM78 132V131H77ZM85 132V131H84ZM114 132V130H113ZM124 132V130H123ZM218 132V133H217ZM240 132V131H239ZM13 133V132H12ZM14 133V134H16ZM20 133V132H19ZM75 133V132H74ZM93 133V132H92ZM91 133V134H92ZM98 133H100L98 131ZM104 134L106 135H103V136H107V133L103 132ZM102 133V134H103ZM115 133H116V130H115ZM221 133L219 136L218 134ZM228 133V134H229ZM4 135V138L5 140L2 141L1 140V135ZM35 134V135H34ZM96 134V132H95ZM94 134V135H95ZM114 133H112L113 135ZM205 134V136L208 138V139H211L209 140V142H207L209 144V148L208 150L210 149V151L206 152V150H204V152H206V154H210L205 156L203 158V147H207L208 144L204 145V142L206 140V138H204L203 140V136ZM231 134V133H230ZM37 135V136H36ZM72 135V133H71ZM87 135V134H86ZM85 135V136H86ZM245 135V136H244ZM13 136V135H12ZM11 136V137H12ZM43 136V135H42ZM75 136V135H74ZM79 136V135H78ZM96 136V135H95ZM94 136V138H96ZM98 136V135H97ZM125 136V135H124ZM131 136V137H130ZM218 136V137H217ZM10 137V136H9ZM34 137H36L35 139L37 140H33ZM77 137V135H76ZM102 137V136H101ZM105 137H102L103 140H105L104 138ZM217 137V138H216ZM226 137V138H227ZM8 138V137H7ZM16 138V137H15ZM72 138V137H71ZM79 138V137H77ZM82 138V137H81ZM92 138V137H91ZM100 138V137H98ZM97 138V139H98ZM108 138H110L108 136ZM76 139V138H75ZM111 139V138H110ZM207 139V140H208ZM217 139H220L217 141ZM11 140V139H10ZM15 140V139H14ZM74 140V139H73ZM99 140V139H98ZM102 140V139H101ZM113 140V139H111ZM117 140L119 139H116L113 140V141H110L112 143H116ZM13 141V140H12ZM34 141V142H32ZM123 141V139H122ZM8 142V141H7ZM11 142V141H10ZM81 142V141H80ZM92 142V141H91ZM104 142V141H103ZM102 142V143H103ZM107 143H109L108 141H105ZM104 142V143H105ZM124 142V141H123ZM222 142L223 147H220L219 149V144ZM43 143H45V141H43ZM72 143V142H71ZM70 143V144H71ZM77 143V142H76ZM76 143H74L73 141V146L71 144V146L73 147H70L72 152H75V150H77L76 148H78V146L76 147ZM101 141L98 142V145H100ZM101 143V144H102ZM119 142H117L118 144ZM187 143V144H188ZM9 144V143H8ZM17 144V143H16ZM22 144L20 146H22ZM46 144V143H45ZM44 144V145H45ZM83 144V143H82ZM97 144V143H96ZM114 144H112L114 146ZM123 144H126L123 143ZM221 144V145H222ZM39 145V144H38ZM42 145V144H40ZM75 145V146H74ZM79 145V144H78ZM89 145V144H87ZM107 144H105L106 146ZM220 145V146H221ZM261 145V144H260ZM5 146V145H3ZM11 146V144H10ZM14 145H12L11 147H13ZM108 146V145H107ZM123 147H125L124 145H122ZM194 146V147H193ZM234 146V145H233ZM26 147V146H25ZM45 147V146H44ZM76 147V148H74ZM93 147V146H92ZM99 147V146H98ZM115 147V146H114ZM261 147V146H260ZM1 148V147H0ZM6 149L8 147H5ZM10 148V147H9ZM18 148V146H17ZM20 148V147H19ZM28 148V147H26ZM39 147L35 146V148H31V149H37ZM104 148V147H103ZM107 148V147H106ZM116 148V147H115ZM234 148V147H233ZM258 148V149H257ZM22 149V148H21ZM40 149V148H39ZM75 149V150H73ZM80 149V148H79ZM79 149L77 151H79ZM105 149V148H104ZM103 149V150H104ZM120 149V148H118ZM207 149V148H206ZM246 149V148H245ZM258 152H257V150ZM261 149V148H260ZM23 150V149H22ZM27 150V149H26ZM71 150L69 152H71ZM102 150V149H101ZM117 150V149H116ZM30 151V150H29ZM36 151V150H35ZM41 151V150H40ZM105 151V150H104ZM109 151V150H107ZM105 151V152H107ZM229 151V152H228ZM236 151V150H234ZM22 152V151H21ZM39 152V150H38ZM42 152L44 153V149L42 150ZM41 152V153H42ZM83 152V151H82ZM121 152V150L117 153L119 154ZM169 152V153H167ZM246 152V150H245ZM4 153V152H3ZM77 153V152H76ZM80 153V152H79ZM86 153V152H85ZM109 153V152H108ZM116 153V152H115ZM114 153V154H115ZM164 153L166 155H164ZM6 154V153H5ZM31 154V153H30ZM72 154V153H70ZM84 154V153H83ZM82 154V155H83ZM89 154V153H88ZM87 154V155H88ZM92 154V153H91ZM90 154V156H91ZM103 154H105L103 152ZM102 154V155H103ZM113 154V155H114ZM123 154V153H122ZM127 154V153H126ZM129 154V153H128ZM194 154V152H193ZM238 154V155H237ZM243 154V153H242ZM59 155V154H58ZM75 156V154H73ZM78 155V154H77ZM108 155V154H107ZM112 155V156H113ZM205 155V153H204ZM106 155H104L105 157ZM119 156V155H117ZM128 156V155H127ZM239 157V160H238V157ZM30 157H32L30 155ZM103 157V158H104ZM108 157V156H107ZM111 157V156H110ZM114 157V156H113ZM122 157V156H121ZM120 157V158H121ZM74 158V157H73ZM118 157V159H120ZM14 159V158H13ZM107 159V158H106ZM109 159V158H108ZM112 159V157L110 158V160ZM117 159V158H116ZM126 159V158H124ZM197 159V162L200 161ZM264 159V158H263ZM79 160H82V159H79ZM114 160V159H113ZM112 160V161H113ZM121 160V159H120ZM257 160H260V158L258 157ZM262 160V159H261ZM1 161V160H0ZM122 161V160H121ZM120 161V162H121ZM128 161V160H127ZM126 161V162H127ZM56 162V160H55ZM62 162V160L60 159V163ZM85 162V161H84ZM111 162V161H110ZM129 162V161H128ZM205 162V161H204ZM207 162V163H208ZM1 163V162H0ZM45 163V162H44ZM116 163V162H115ZM114 161H113V165H115ZM235 163V164H234ZM258 163V162H257ZM5 165V163H3ZM38 164V163H37ZM48 164V163H47ZM62 164H65L66 166V162H63ZM85 164V163H84ZM88 164V163H87ZM112 164V162H111ZM219 164L221 166H219ZM254 164V163H253ZM263 164V162L261 163ZM7 165V164H6ZM12 165V164H11ZM14 165V164H13ZM39 165V167H38ZM37 167L38 168H35V170H39L41 165L38 164ZM43 165V164H42ZM74 165V164H73ZM72 165V166H73ZM77 165L80 166V164L77 163ZM120 165V164H119ZM199 165H202L200 164L199 162ZM209 165V166H210ZM240 165V164H239ZM33 166V165H32ZM36 165H34L35 167ZM46 166V165H45ZM69 166V165H68ZM68 167L69 169H71L73 171V167ZM109 166V164H108ZM219 166V167H218ZM242 166V165H241ZM245 166V165H243ZM248 166V165H247ZM245 166V169L246 167ZM6 167V166H5ZM3 165L0 164V264H65L63 262L64 261V258L65 260H67V256H68V253L66 254L65 252V246H63L61 243L64 242V240H68V237H66L65 235V232L67 233V231H70L69 229H66L64 226H62V224L65 222V221H62L61 220H56L59 221V224L60 225H55V226H48L46 225L45 226H39L38 224H42L44 221H47L48 219L52 220L51 218L54 216H52L51 214V218H49V213H52V212H37V211H32L30 212V209H29V213L26 214L24 213V216L23 214H19L18 212L16 211H13L11 210L9 207H8V199L7 201L4 200L5 199V186H7V183L11 182V179L12 178V171L13 170H16L15 168L10 169H6ZM17 167V166H16ZM19 167H21L19 165ZM51 167V166H49ZM54 167V166H53ZM57 167V166H56ZM75 167V165H74ZM77 167V166H76ZM86 167V166H85ZM121 167V166H120ZM119 167V168H120ZM221 167V168H222ZM250 167V166H248ZM247 167V168H248ZM8 168V167H7ZM12 168V167H11ZM23 168V167H22ZM32 168V167H31ZM66 167V169H68ZM81 168V167H80ZM108 170L111 168L107 167ZM218 168V169H217ZM244 169V167H242ZM251 168V167H250ZM261 168V167H260ZM264 168V167H263ZM24 169V168H23ZM55 169V168H54ZM68 169V170H69ZM82 169L84 170V168L82 167ZM100 169V168H99ZM116 169V168H115ZM122 169V168H121ZM211 169V171H212ZM222 169V170H223ZM241 169V168H239ZM242 169V170H243ZM12 170V171H11ZM22 170V169H21ZM34 170V168H33ZM67 170V171H68ZM80 170V169H79ZM82 170V171H83ZM87 170V169H86ZM111 170V169H110ZM118 170V169H117ZM116 170V171H117ZM221 170V172H222ZM241 170V171H242ZM264 170V169H263ZM18 172V170H16ZM14 171V172H16ZM20 171V169H19ZM23 171V170H22ZM41 171V169H40ZM66 171V173H67ZM70 171V170H69ZM71 171V172H72ZM77 171V170H75ZM115 171V170H114ZM124 171V170H123ZM128 171V170H127ZM126 171V172H127ZM210 171V172H211ZM212 173H215L213 174V181L215 182L214 185H213V188L216 189L215 190H212V193H215V197L217 199V194L216 192L219 193L221 192L220 191V188L223 187V185L221 186V183H220V175L218 174L219 171H217V173L214 171ZM240 171V172H241ZM247 170H244L243 172H241L242 174H248L249 172ZM35 172V171H34ZM42 173L44 171H41ZM48 172V170H47ZM74 172V171H73ZM72 172V174H73ZM85 171H83L84 173ZM91 172V171H90ZM97 172V170H96ZM99 172V170H98ZM97 172V174H98ZM104 172V170H103ZM102 172V173H103ZM118 172V171H117ZM253 172V171H252ZM20 173V172H19ZM22 173V172H21ZM36 173V172H35ZM49 173V172H48ZM76 173V172H74ZM110 173V172H109ZM130 173V172H129ZM16 174V173H14ZM18 174V173H17ZM24 174V173H23ZM50 174V173H49ZM48 174V175H49ZM57 174V173H56ZM79 174V173H78ZM89 174V173H88ZM105 174V173H104ZM122 174V173H121ZM237 174V173H236ZM239 174V173H238ZM241 174V175H242ZM252 173L250 172V175ZM261 174V173H260ZM28 175V174H27ZM26 177H29L27 176ZM32 175H33V171H32ZM80 175V174H79ZM103 175V174H102ZM110 175V174H109ZM119 175V174H118ZM124 175V174H123ZM127 175V174H125ZM124 175V176H125ZM240 175V174H239ZM239 175H237L239 177ZM21 176V175H20ZM35 177V174L33 175ZM51 176V175H50ZM49 176V177H50ZM56 176V175H55ZM75 176V174L73 175ZM82 176V175H81ZM101 176V175H100ZM120 176V175H119ZM222 176V175H221ZM244 175H242L243 177ZM246 176V175H245ZM252 176V175H251ZM19 177V176H18ZM33 177V178H34ZM41 177L44 178V176H42L41 174ZM40 175L37 177L36 175V178H39L41 179ZM46 177V175H45ZM60 176H58L59 178ZM77 177V176H76ZM106 177V176H105ZM108 177V175H107ZM122 177V176H120ZM129 177V176H128ZM20 178V177H19ZM23 178V177H22ZM36 178H34V181L36 183ZM47 180H42V182L44 181H48L50 178L46 177ZM52 178V177H51ZM55 178V177H54ZM62 178V177H61ZM60 178V179H61ZM64 178V177H63ZM62 178V179H63ZM83 178V177H82ZM96 178V176H95ZM114 178V177H113ZM123 178V177H122ZM126 178V176H125ZM212 178V177H211ZM232 178V179H231ZM240 178V177H239ZM248 178L249 175H248ZM253 178V176H252ZM256 178V177H255ZM36 179V180H35ZM66 179V177L64 178V180H62V182H64ZM73 179V178H71ZM76 179V178H75ZM78 179H79V176H78ZM85 179V178H84ZM117 179V178H116ZM223 179V178H222ZM224 179V180H225ZM238 179V178H236ZM242 179V178H241ZM241 179L239 181H241ZM14 180V179H13ZM12 180V182H13ZM16 180V179H15ZM17 180H20V179H17ZM23 180V179H22ZM57 180V178H56ZM69 180V179H67ZM81 180V178H80ZM94 180V179H93ZM105 180V179H104ZM109 180V178L107 179ZM110 180H111V177H110ZM113 180V179H112ZM115 180V178H114ZM118 180V179H117ZM121 180V178H120ZM119 180V181H120ZM212 180V179H211ZM222 180V181H224ZM30 181V180H29ZM33 181V183H34ZM40 181V180H37V182ZM51 181V180H50ZM48 181V182H50ZM55 181V179L53 180V182ZM59 181V179H58ZM71 181V180H69ZM77 181V180H76ZM83 181V180H82ZM85 181V180H84ZM102 181V180H101ZM106 181V180H105ZM244 181V180H243ZM250 181V179L248 180ZM253 181V182H252ZM251 184L252 186L254 185V180H252ZM259 181V180H258ZM20 182V181H19ZM53 182H50V183H53ZM87 182V181H86ZM109 182V181H108ZM111 182V181H110ZM231 182V183H230ZM235 182V181H234ZM233 182V183H234ZM50 183H48L50 185ZM66 184V188L67 189V181L65 182ZM73 183V182H72ZM70 182V184H72ZM105 183V182H104ZM112 183V182H111ZM110 183V184H111ZM230 183V184H229ZM239 183V182H238ZM244 183V182H243ZM242 183V184H243ZM15 184V183H14ZM18 184V182H17ZM28 184V183H27ZM31 184H32V181H31ZM36 184H39V185H42L41 181L40 183H36ZM36 184H33V186ZM46 183H44V187L40 188L41 186L37 185L36 189H40V190H44L45 192V188H46ZM54 184H57V183H54ZM54 184H51V185H54ZM64 184V183H63ZM63 184H60V190H61V186H64ZM107 184V183H106ZM109 184V185H110ZM116 184V183H115ZM213 184V183H212ZM251 184L248 185L251 186ZM264 184V183H263ZM42 185V186H43ZM59 185V184H58ZM57 185V186H58ZM90 184H88L89 186ZM122 185V184H121ZM55 186V187H57ZM75 186V184H74ZM81 186V184H80ZM79 186V188H80ZM83 186V185H82ZM86 187V190H87V185H84ZM106 186V185H105ZM104 186V187H105ZM108 186V184H107ZM114 186V185H112ZM119 186V184H118ZM217 186V187H216ZM232 186H237V185H232ZM231 186V189H233ZM251 186V187H252ZM255 186V185H254ZM8 187V186H7ZM51 187V186H50ZM90 187V186H89ZM93 187V186H92ZM91 187V188H92ZM115 187V186H114ZM121 187V186H120ZM240 187V186H239ZM64 188V187H63ZM70 188V186L68 187ZM78 188V189H79ZM90 188V189H91ZM97 188V187H96ZM209 188H212L211 187V183H210V187ZM237 188V187H236ZM235 188V189H236ZM9 189V188H8ZM57 189L58 188H54L53 190H55L57 192ZM89 189V188H88ZM89 189V190H90ZM93 189V188H92ZM95 189V187H94ZM109 189V188H108ZM108 192L111 193V188L110 190H108ZM117 189V188H114V190ZM120 189V188H119ZM126 189V188H125ZM223 189V188H221ZM230 188L227 189V191H231ZM234 189V190H235ZM248 189V188H247ZM257 189V188H256ZM7 190V189H6ZM42 190V191H43ZM49 190V191H48ZM52 188L51 189H46V193L47 191L48 192H53ZM59 190V189H58ZM59 190V191H60ZM68 190V189H67ZM71 190V189H70ZM70 190L68 192H70ZM82 190V189H81ZM81 190L79 192H81ZM84 190V191H86ZM210 190V189H209ZM245 190V188H244ZM9 192H11L10 190H8ZM7 191V192H8ZM42 191H40L42 193ZM54 191V192H55ZM64 191V189H63ZM66 191V190H65ZM83 191V190H82ZM88 191V190H87ZM124 191V190H123ZM215 191V192H213ZM248 191V190H247ZM246 191V192H247ZM55 192V193H56ZM61 192V191H60ZM67 192V191H66ZM74 192V191H73ZM78 192V193H79ZM209 192V191H208ZM233 192V190H232ZM231 192V193H232ZM235 192H238L237 190L234 191ZM253 192V191H252ZM258 193L262 194L264 193V189H258L257 190ZM53 193V194H55ZM72 193V190L71 192ZM69 193V194H70ZM83 193V192H82ZM90 193V191H89ZM92 193V191H91ZM116 193V192H115ZM114 193V195H115ZM118 193V192H117ZM218 193V194H219ZM222 193V192H221ZM220 193V194H221ZM45 194V193H44ZM58 194V193H56ZM63 194V193H62ZM61 194V195H62ZM77 195V193H75ZM223 194V193H222ZM242 194V192H241ZM240 194V195H241ZM46 195H49V193H47ZM60 195V196H61ZM68 195V194H66ZM72 195L75 198V202L82 205V206H78L75 205V204H72V205H75L77 206V209L79 208V210L77 211H80V209L83 207V204H82V196L80 195H77L75 196L74 193H72ZM70 194V197L72 196ZM85 195V194H84ZM234 195V194H232ZM11 196V195H10ZM53 196V195H52ZM220 196V195H219ZM222 196V195H221ZM239 196V195H238ZM243 196V195H242ZM49 197V196H48ZM58 197V195H57ZM61 197H64V195H62ZM70 197H68L70 199ZM74 197H72L74 199ZM158 197V195H157ZM210 197V196H209ZM214 197V198H215ZM223 197V196H222ZM235 197V196H233ZM7 198V197H6ZM60 198V197H59ZM213 198V197H212ZM212 199V200H215V199ZM220 198V197H219ZM238 198V197H237ZM54 199V198H53ZM57 199V198H56ZM64 200L66 198H63ZM86 199V197H85ZM160 199V198H159ZM225 199V198H223ZM240 199V197L238 198ZM237 199V203L239 202ZM242 199V198H241ZM19 200V199H17ZM55 200V199H54ZM58 200H61V199H58ZM89 200V199H88ZM222 200V199H221ZM231 200V199H230ZM234 200V199H233ZM14 201V200H12ZM11 201V202H12ZM21 202V199L19 200ZM23 201V200H22ZM67 201V200H66ZM64 202V204L67 202ZM71 201V199L69 200ZM68 201V203H70ZM217 201V200H216ZM215 201V202H216ZM225 201V200H224ZM223 201V202H224ZM236 201V200H235ZM263 201V200H262ZM222 202V201H221ZM222 202V203H223ZM232 202V201H231ZM230 202V203H231ZM241 202V201H240ZM244 202V201H243ZM249 202V201H248ZM18 203V202H17ZM22 203V202H21ZM212 204L214 202H211ZM236 203V202H235ZM234 203V204H235ZM24 204V203H22ZM217 204V202H216ZM225 204V203H224ZM223 204V205H224ZM232 204V203H231ZM232 204V206L234 205ZM251 204V202H250ZM70 205V204H69ZM227 205V204H226ZM230 204H228L229 206ZM236 205V204H235ZM262 205V204H261ZM24 206V205H23ZM66 206V205H65ZM74 206V207H75ZM85 206V205H84ZM213 206V205H211ZM222 206V205H221ZM26 207V206H25ZM57 207V206H56ZM219 207V206H217ZM236 207V206H234ZM29 208V207H28ZM60 208V206H59ZM67 208V207H65ZM64 208V209H65ZM73 208V207H72ZM110 208V207H109ZM224 209V207H222ZM237 208V207H236ZM262 208V207H260ZM258 208V209H260ZM17 209V208H16ZM26 208H24L23 211H25ZM32 209V208H31ZM56 209V208H55ZM68 209V208H67ZM75 209V208H74ZM84 209V207L82 208V210ZM112 209V208H111ZM212 209V208H211ZM226 209H228V207L226 206ZM225 209V210H226ZM230 209V208H229ZM232 209V208H231ZM235 209V208H234ZM242 209V208H241ZM264 209V208H263ZM50 210V209H49ZM63 210V209H61ZM81 210V211H82ZM217 210V208H216ZM215 210V212H217ZM20 211V210H19ZM27 211V209H26ZM47 211V210H46ZM57 211V210H55ZM71 211V210H70ZM69 211V212H70ZM213 211V210H212ZM219 211V210H218ZM224 211V210H223ZM230 211V210H228ZM257 211V210H256ZM260 211H264V210H260ZM28 212V211H27ZM83 212H85L83 210ZM214 212V211H213ZM212 212V214H214ZM226 212V211H225ZM57 213V212H56ZM61 212L58 211V214H60ZM219 213V212H218ZM216 213V214H218ZM230 213V212H229ZM233 213V212H232ZM248 215H249V212H247ZM264 213V212H263ZM262 213V214H263ZM26 214V215H25ZM211 214V215H212ZM215 214V216H216ZM221 212L218 214L220 215ZM246 214V213H245ZM62 215V214H61ZM217 215V216H218ZM227 215V214H226ZM229 215V214H228ZM244 215V214H243ZM58 216V215H57ZM60 216V215H59ZM225 216V214H224ZM223 216V217H224ZM233 217V215H231ZM235 216V214H234ZM56 217V216H55ZM65 217V216H63ZM222 217V218H223ZM231 217V218H232ZM241 217V216H239ZM221 218V217H220ZM227 217H225L226 219ZM236 217H234L235 219ZM253 218V217H252ZM250 218V219H252ZM263 218V216H262ZM60 219V218H59ZM241 219V218H240ZM55 220V221H56ZM221 220V219H220ZM227 220V219H226ZM231 220V221H229ZM228 221L231 222L230 224L227 223V227H230L233 226V227H236L232 221V219H229ZM244 220V219H243ZM246 221L249 219H245ZM257 220V219H256ZM260 220V219H259ZM263 220V219H262ZM30 221H32L35 225L33 228H28L29 226L27 224L30 223ZM54 221V219L52 220ZM54 221V222H55ZM217 221V220H216ZM264 221V220H263ZM215 222V221H214ZM223 222V220H222ZM236 222V221H235ZM234 222V223H235ZM259 221H257L258 223ZM56 223V222H55ZM65 223H68V222H65ZM263 223V222H261ZM260 223V224H261ZM218 224V223H217ZM236 224V223H235ZM242 225H245V224H242ZM28 226V227H26ZM217 226V225H216ZM224 226V225H223ZM256 226V225H254ZM258 226V225H257ZM63 227V228H62ZM67 227V226H66ZM226 227V226H225ZM229 227V228H230ZM239 227V225H238ZM64 228L67 230L65 231ZM69 228V227H68ZM242 228V227H241ZM254 228V227H253ZM232 230H234L232 227L230 228ZM236 229V228H235ZM72 232V231H71ZM71 232H68V233H71ZM67 233V234H68ZM257 233V232H256ZM262 233V232H260ZM264 234V232H263ZM262 234V235H263ZM72 236V234H70ZM113 235V234H112ZM223 235V234H222ZM260 235V234H258ZM65 236V237H63ZM60 237L62 238V242L60 243ZM114 237V236H113ZM66 238V239H65ZM72 238V237H71ZM70 238V239H71ZM264 238V237H263ZM69 239V240H70ZM212 239V244L210 242V244L212 245V248L215 249V254H217L218 256H220V254H222V250L220 248V246L217 244V243H214L215 241H213L214 239L213 238H210ZM262 240V239H261ZM264 240V239H263ZM262 240V241H263ZM218 241V240H217ZM65 242V243H66ZM69 243V242H68ZM71 243V241H70ZM73 243V242H72ZM71 243V244H72ZM64 244V243H63ZM67 244V243H66ZM65 244V245H66ZM69 245L70 247H72V245ZM220 244V242H219ZM67 246V245H66ZM67 246V248L69 249L70 247ZM211 247V246H210ZM222 247V246H221ZM211 248V249H212ZM225 249V247H223ZM72 249V248H71ZM214 249L212 250V252L214 251ZM225 250H228V249H225ZM224 252V251H223ZM228 252V251H227ZM71 253V251H70ZM69 253V254H70ZM233 253V252H231ZM66 255V256H65ZM233 255V254H232ZM232 255H230L229 253L228 254H225L224 257L226 260L230 261L232 260L233 258L235 257H232ZM65 256V257H64ZM70 258V255L68 256ZM223 257V256H222ZM232 259H231V258ZM223 259V258H222ZM224 260V259H223ZM222 260V261H223ZM68 261V260H67ZM66 263L69 264L70 262L68 261ZM233 261V260H232ZM221 262V261H220ZM222 263V262H221ZM71 264V263H70Z\"/></svg>","mask_w":264,"mask_h":264},{"label":"crops","instance_id":"crops-1","mask_svg":"<svg viewBox=\"0 0 264 264\" xmlns=\"http://www.w3.org/2000/svg\"><path fill=\"white\" fill-rule=\"evenodd\" d=\"M193 221L195 222V220L193 219ZM230 224V223H229ZM232 224V223H231ZM234 225H235V223H234ZM215 229H216V227H215Z\"/></svg>","mask_w":264,"mask_h":264}]
</instances>
